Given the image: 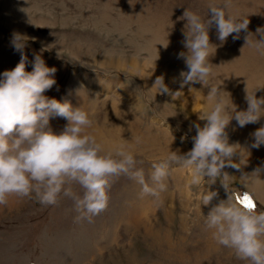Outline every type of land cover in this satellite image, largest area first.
<instances>
[{"label":"rangeland","instance_id":"374dc122","mask_svg":"<svg viewBox=\"0 0 264 264\" xmlns=\"http://www.w3.org/2000/svg\"><path fill=\"white\" fill-rule=\"evenodd\" d=\"M224 2L0 0V79L5 71L15 68L22 53L27 57L26 72L33 70L34 57L41 56L45 66L56 69L52 77L56 83L43 94L61 103L67 101L73 108L77 100L86 102L92 127L106 142L114 140L130 151L136 168L144 170L152 186V165L167 160L169 151L178 155L189 152L196 135L194 125L204 126L201 117L213 104L207 98L209 86L183 84L181 73L187 72L180 57V53L187 54L184 12L210 19L209 6ZM227 12L247 18L248 29L241 30L236 39L233 33L220 41L216 26L210 27L209 42L214 48L209 62L214 68L209 84H220L224 102L236 111H245L247 93L257 89L256 97H264V50L246 44L247 38L261 39L256 30L264 28V0H231ZM20 18L24 19L22 28L18 27ZM16 35L28 38L22 50L14 47ZM149 64L154 69L150 77L143 74ZM158 77L163 78L169 93L179 92V96L157 91ZM169 78L174 84L171 88ZM104 101L113 102L117 114L109 112ZM57 117L49 119V127L56 133L67 123ZM60 119L61 125L56 124ZM262 126L264 117L251 123L253 130L247 132L246 126L240 127L233 119L225 129L231 128L229 144L249 145L255 158L264 150L251 147L252 134ZM242 128L246 136L241 134ZM118 146L103 151L115 155ZM236 151L232 162L240 169L224 168L231 177L226 182L218 178L212 183L205 177V183L190 184V169L174 162L164 181L166 188L157 196L142 195V186L128 176L114 178L108 207L92 222L76 221L78 213L69 197L61 195L56 205H44L35 193L12 195L11 204L0 205V264H251L220 245L213 231L206 228L203 216L226 201L228 194L238 198L252 193L256 211H264L262 177L257 187L254 180H240L244 168L251 174L258 165L249 166V172L244 153L239 148ZM222 183L228 184V193ZM71 187L82 195L78 184ZM206 191L217 193L207 206L202 205Z\"/></svg>","mask_w":264,"mask_h":264},{"label":"clouds","instance_id":"9594fccd","mask_svg":"<svg viewBox=\"0 0 264 264\" xmlns=\"http://www.w3.org/2000/svg\"><path fill=\"white\" fill-rule=\"evenodd\" d=\"M230 3L231 0H225L223 4L210 5V19L192 11L184 12L187 54L180 53V57L185 60L188 71L181 73L183 84L209 86L207 98L213 104L201 118L206 121L204 126L194 125L196 135L192 137L191 150L183 155L169 151L167 160L152 165V186L146 181L144 170L136 168L133 154L123 145L115 149V155L104 153L102 145L87 132L93 126V120L82 106L73 108L67 101L61 103L43 94L56 83L52 78L56 69L45 66L44 60L37 55L33 70L26 72L27 57L22 53L15 68L5 71L0 79V205H6L12 195L28 197L32 193L41 204L56 205L63 195L74 201L77 222H92L93 217L107 209L112 182L121 175L139 183L142 195L154 196L165 190L164 181L169 176L172 162L190 169L189 183L193 185L205 183V177L212 183L218 178L225 182L231 179L223 169H240L239 164L232 162L238 145L229 144L225 129L233 119L240 127L257 123L264 117V97L257 98L255 89L245 97L247 109L236 111L231 102L229 107L222 99L225 92L219 90L220 84H209L214 68L209 62L210 49L214 48L209 42L210 27L216 26L220 41L233 33L237 34L233 37L236 39L241 30L248 29L247 18L228 14ZM256 32L261 39L249 41L247 38L246 44L257 51L264 50V28H257ZM27 39L14 36V47L22 50ZM155 85L162 94H180L169 93L162 77L156 79ZM57 116L67 121L58 133L49 127V119ZM252 136V148L264 145V126ZM262 170L264 166L257 167L251 174L242 173L240 180H260ZM72 184L83 189L82 195L72 190ZM222 186L227 192L228 184L222 183ZM215 197V191H206L202 205H209ZM244 197L251 207L242 203ZM203 216L206 228L213 231V237L220 245L232 249L237 257L249 260L251 264H264V211H256L252 193H244L238 198L228 194L226 201H220Z\"/></svg>","mask_w":264,"mask_h":264},{"label":"bare ground","instance_id":"6f19581e","mask_svg":"<svg viewBox=\"0 0 264 264\" xmlns=\"http://www.w3.org/2000/svg\"><path fill=\"white\" fill-rule=\"evenodd\" d=\"M22 22H24V19H19V21H18V27L19 28H22V27H24L25 25L24 24H22ZM21 23V24H20ZM156 45V44H155ZM161 50H164V49H161ZM176 55V54H175ZM172 56H174V55H172ZM161 57V56H160ZM175 57V56H174ZM149 61V60H148ZM180 62H181V60H180ZM145 64V63H144ZM134 66V65H133ZM145 67V66H144ZM149 67H150V69H149ZM149 67H146L143 71H144V75L146 74V75H148V77H150V75L153 73V66L151 67L150 66V64H149ZM135 68V67H134ZM133 68V69H134ZM137 68V67H136ZM155 68V67H154ZM141 69V68H140ZM143 69V68H142ZM148 69H149V71H148ZM153 69V70H152ZM135 70V69H134ZM161 70V69H160ZM142 71V72H143ZM182 70L180 69L179 70V73L181 72ZM186 71H188V69H186ZM159 73V72H158ZM160 74V73H159ZM166 75V74H165ZM157 76V75H156ZM155 80H156V78H155ZM170 82V78H169V81L167 82L168 83V87H172L174 84H171V83H169ZM153 83V82H152ZM178 84V83H177ZM170 87V88H171ZM252 91H250L249 92V94L251 93ZM185 96V95H184ZM177 97V96H176ZM184 98V97H183ZM86 99V98H85ZM189 103H190V105L191 104H193L192 102H190V101H188ZM74 103V102H73ZM104 103L105 104H107L105 107L106 108H109V109H107L109 112H112V114L113 113H116L117 111H118V109L115 111V109L117 108L116 106H114V104H113V102H111V101H108V102H105L104 101ZM187 103V102H186ZM104 105V104H103ZM116 105V104H115ZM184 105V104H183ZM198 105V104H197ZM83 107L85 110H87V105H86V102H85V104H84V102L82 101V100H77L76 102H75V105H74V107L75 108H77V107ZM192 107V106H191ZM193 108L196 110V109H198V106H193ZM103 112H105V111H103ZM195 113V112H194ZM208 113V112H207ZM117 114V113H116ZM105 115H107L106 113H105ZM207 115V114H206ZM108 116V115H107ZM197 116V115H196ZM195 116V117H196ZM114 117V116H113ZM203 117H205V114H204V116ZM58 118V117H57ZM202 118V117H201ZM63 119V118H62ZM114 119V118H113ZM64 121H66L65 119H63ZM103 120H105V119H103ZM57 121V120H56ZM111 121V120H110ZM61 122H63L61 119L58 121V122H56V124H60L61 125ZM205 122V121H204ZM103 123H104V121H103ZM102 123V124H103ZM110 124V123H109ZM119 125V124H118ZM247 126H249L250 128H247ZM60 127V126H59ZM103 127V126H102ZM111 127V125H109V128ZM56 128V127H55ZM54 128V129H55ZM95 128V127H94ZM93 127H91V128H89V129H87V132L89 133V134H91L92 136H94L95 137V139H96V141L98 142V143H100L101 145H102V147L103 148H106L107 150L109 149V147L110 146H114V144H115V146H118L119 144H121V143H118V142H115L114 140H112V141H110V142H106L107 141V139H104V138H102L101 136H100V134H99V132H97L95 129H94ZM91 129V130H90ZM229 130H231V128L229 129ZM229 130H226L228 133L227 134H231V132L229 131ZM246 130H247V132L248 131H250V130H253L252 129V127H251V123L250 124H247L246 125ZM130 131V130H129ZM129 131L127 132L126 131V135H128L127 133H129ZM125 132V131H124ZM123 132V133H124ZM130 134H131V132H130ZM239 134V136H241L240 135V133H238ZM241 134H243V136H246V135H244V129L242 128V130H241ZM251 134V133H250ZM16 135V134H15ZM15 135H13V136H15ZM237 136V134H234V136ZM105 136H106V134H105ZM110 136V135H109ZM108 136V137H109ZM118 136H121V134L120 135H118ZM235 136V137H236ZM107 137V138H108ZM112 137V136H111ZM113 137H115V136H113ZM112 137V138H113ZM231 137V136H230ZM254 139V138H253ZM117 141V140H116ZM119 141V140H118ZM122 141V140H121ZM131 145V144H130ZM241 146V148L240 147H238L239 148V150L241 151V153L243 152L244 153V161H246V167H247V169L249 170V172H250V167L249 166H251L252 167V164H257L258 165V167H260L261 166V163L262 162H264V152H262V151H259V152H257L256 153V156H255V158H257V160H255V158L252 156V154H251V151L249 150V148H247L248 146L246 145V144H241L240 145ZM260 147H262V149L264 150V145H261ZM242 149V150H241ZM260 159V160H259ZM250 162V164H248ZM253 168V167H252ZM244 170V174H250V173H248L247 172V170L244 168L243 169ZM253 171V170H252ZM243 173V171H241V174ZM240 174V175H241ZM259 176H261L262 177V181H264V170H262L261 171V173H260V175ZM255 182L253 183L255 186L257 185V183H259V181L258 180H254ZM257 187V186H256ZM8 203L9 204H11L12 203V198L11 197H9L8 198Z\"/></svg>","mask_w":264,"mask_h":264},{"label":"snow or ice","instance_id":"6c2138e0","mask_svg":"<svg viewBox=\"0 0 264 264\" xmlns=\"http://www.w3.org/2000/svg\"><path fill=\"white\" fill-rule=\"evenodd\" d=\"M242 203H243L245 206H249V207L252 206L251 203L248 201V199H247L246 197L243 198Z\"/></svg>","mask_w":264,"mask_h":264}]
</instances>
